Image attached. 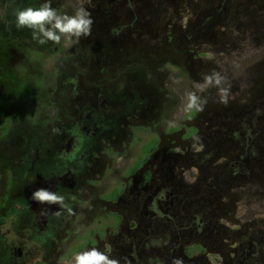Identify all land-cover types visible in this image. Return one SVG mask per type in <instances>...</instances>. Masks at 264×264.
<instances>
[{
	"label": "flooded vegetation",
	"instance_id": "af4514ba",
	"mask_svg": "<svg viewBox=\"0 0 264 264\" xmlns=\"http://www.w3.org/2000/svg\"><path fill=\"white\" fill-rule=\"evenodd\" d=\"M165 1L124 0L128 4L126 9L137 17L132 31L137 35L147 33L150 28L138 27L139 20L140 24H158L161 11L169 12L167 21V15L161 18L166 25L163 29L169 31L168 24L173 22L171 34L178 33L184 44L203 39L216 41L215 35L231 26L229 14L234 0H207L216 5L200 14L202 7L197 0H193L194 7L182 5L185 0H177L172 16L169 7L161 4ZM91 2L90 6L85 5L90 11L93 6L113 8L104 0ZM150 2H155L154 8L149 7ZM145 9L154 16L153 20ZM186 16L190 17L183 25ZM3 32L11 35L6 29ZM22 49L20 44L8 43L6 53L5 49L2 52L7 54L2 63L9 65L14 54L26 57ZM188 53L189 60H193L194 51ZM9 74L0 75V264H26L23 245L8 238L11 205L20 212L22 236L29 230L38 234V264H60V255L67 254L65 249L79 237L82 244L73 245L71 261L75 254L97 247L121 264H173L174 259L182 264H215L209 258L212 253L221 255V264H236L235 259L240 256L243 258L237 264L246 263L245 251L241 253L229 246L228 229L219 221L229 203L220 198L228 194L235 178L244 170L239 164L250 157L232 153V143L250 148L264 130L261 103L240 106L233 102L234 106L214 110L203 119L198 118L197 112L195 132L182 138L185 149L181 155H156L154 149L148 150L140 167L137 160L136 167L131 166L129 173H123L114 156L129 151L134 131L140 126L147 130L144 125L153 113L151 93L139 87L110 92L99 86L88 96L67 92L66 95L72 96L73 106L64 108L63 114L58 113L55 105L57 108L52 112L58 113L56 127L38 128V124L27 119L23 124L10 121L12 118L5 109L11 106V88L18 90L17 96L28 91L21 90L25 87L24 76ZM17 78L24 82L18 87L13 84L18 82L13 81ZM201 143L204 147L197 151ZM224 156L226 166L222 169L214 162ZM190 163L200 170L196 184H188L179 176ZM176 167L177 172L173 170ZM39 188L63 196L71 213L57 204L33 200L32 193ZM97 218V228L89 236L85 239L84 235L78 236L82 225ZM7 226L6 232H2ZM254 239L260 246V239ZM253 246L254 242L249 248L254 251ZM194 247L198 248L195 253L190 251Z\"/></svg>",
	"mask_w": 264,
	"mask_h": 264
},
{
	"label": "rangeland",
	"instance_id": "374dc122",
	"mask_svg": "<svg viewBox=\"0 0 264 264\" xmlns=\"http://www.w3.org/2000/svg\"><path fill=\"white\" fill-rule=\"evenodd\" d=\"M20 1L22 7L19 9H22L27 0H0V7L8 2V10L6 13L2 12L3 17L0 18V31L6 29L12 35L20 30L16 27L15 16L16 11L19 10L16 9L15 4ZM44 2L45 0H38V7ZM104 2L113 8L107 10L102 7L103 5L100 8L93 6L92 34L87 38H82L79 43L62 39L60 44L51 41L43 45L38 44L37 50H33L26 57L14 54L15 58L11 59L9 65L3 66L0 74L7 76L10 73L12 77L24 76L25 87L21 90L28 91L17 96L18 90L15 91L14 87H10L14 92L12 94L10 90L9 93L12 102L11 106H6L5 109L12 118L10 121L23 124L27 119L34 125L38 124V128L56 127L57 114L63 113L64 108L73 106L70 100L72 96L66 95L67 92L88 96L92 95L91 92L96 86L110 92L136 90V87H139L152 94L153 113L151 112L150 120L144 125L147 130L140 126L134 131L135 139L129 151L123 152L122 156L117 154L114 156L119 165H122L121 171L129 173L130 169L136 167L137 160H139L137 167H140L148 150L154 149L156 155L161 153L170 156L181 155L185 149L182 138L195 132L197 112L198 118L203 119L210 116L212 111L234 106V103L240 106L247 103L249 106L253 103H261L264 108L263 0H234L229 14L231 26L225 27L222 34L215 35L216 41L203 39L201 42L187 41L185 44L179 39L178 33L171 34L173 22L171 25L168 24L169 31L163 29L166 25L161 18L167 15V21L169 12L166 14L159 12L158 24L150 22L140 24L139 20L138 27L150 29L147 33L137 35L131 29L135 26L137 17H133L126 9L128 4H125L124 0H104ZM161 4L169 7L172 16L177 0L176 3L175 0H166ZM181 4L194 7L196 2L185 0V4ZM197 4L202 7L199 14L216 5L207 0H197ZM76 5L77 0H51V6L61 13L72 14ZM154 5L155 2L154 4L150 2L149 7L154 8ZM160 10L164 8L161 7ZM188 17L190 16L183 19V25L188 21ZM148 18L150 20L154 18L149 11ZM157 25L161 29H157ZM8 43L5 48L0 45V62H3L7 56L2 52L5 49L6 53ZM189 50L194 51L193 60H189ZM9 68H13L18 73L10 72ZM211 73H218L224 78L222 87H226L228 91L227 104L220 101L218 87H205L204 77ZM13 81L17 82H12L16 86L24 83L19 78ZM199 88L205 89L198 93L203 110H188L186 94ZM2 89H5L4 86ZM7 95H5L6 99H8ZM55 105L59 108V112L53 115L52 111L55 110L52 109L57 108ZM260 134L261 136L256 139V145L250 148L248 146L242 148L235 142L232 143V153L250 154V157H247L246 163L239 164L243 165L244 170L235 178V184L228 190V194L220 198L225 203L228 202L229 207L227 212L219 217V221L228 229L231 237L228 240L229 246L237 248L241 253L245 251L243 255L246 257L244 259L246 263L242 264H264V130ZM236 135L239 137L238 132ZM203 147L201 143L196 150L201 151ZM260 154L262 157H255ZM2 156L3 152H1ZM225 159V156L221 157L214 164L224 167ZM190 164H188L190 167L184 169L179 176L182 175L188 184H196L200 170L194 163ZM173 170L177 172L179 167ZM237 170L235 176L239 172ZM110 173L109 170L108 176ZM10 209L11 230L8 238L11 241L16 240V244L18 241V245H23L25 250L23 262L38 264L36 248L38 234L29 230L27 235L22 236L24 229L20 223V212L14 205H11ZM98 221L97 218L87 225H82L78 236L84 235V239L89 236L91 231L97 228ZM7 229L8 226L3 227L2 232H6ZM253 238L260 239L261 245H257V241ZM253 242L254 251L249 248ZM74 244H82L81 238L72 241L68 249H65L67 254L60 255V264H70L72 257L70 252L73 251ZM190 251L195 253L198 248H191ZM209 256L215 264H221L223 260L218 253ZM242 258L240 256V259H235L236 264Z\"/></svg>",
	"mask_w": 264,
	"mask_h": 264
},
{
	"label": "clouds",
	"instance_id": "9594fccd",
	"mask_svg": "<svg viewBox=\"0 0 264 264\" xmlns=\"http://www.w3.org/2000/svg\"><path fill=\"white\" fill-rule=\"evenodd\" d=\"M91 0H77V5L72 14L61 13L51 6V0H45L39 7H25L16 11V27L28 28L32 31V37L39 44H46L51 41L60 44L62 39L74 40L79 43L82 38H87L92 34V17L89 7ZM224 78L218 73L206 74L204 77L205 87L216 86L219 89L220 101L227 104L228 91L222 87ZM199 88L186 94V108L188 110H203L199 92L204 91ZM33 200L41 204H57L60 208H65L71 213V209L64 201V197L55 191L47 188H39L32 193ZM59 215V212H57ZM71 264H121L119 259L111 258L108 254L97 247L89 248L75 254ZM173 264H182L179 259H174Z\"/></svg>",
	"mask_w": 264,
	"mask_h": 264
},
{
	"label": "trees",
	"instance_id": "16d2710c",
	"mask_svg": "<svg viewBox=\"0 0 264 264\" xmlns=\"http://www.w3.org/2000/svg\"><path fill=\"white\" fill-rule=\"evenodd\" d=\"M12 1H14V0H12ZM7 3H5L3 6L0 7V18L3 17L2 12L6 13V11L8 10ZM24 5H25V7L37 8L38 7V0H27V2L25 1ZM15 6H16L17 10L19 9V7H22L21 1L18 2L17 4H15ZM7 22L9 23L10 20L8 19ZM8 42L18 44V45L20 44L21 48H23L22 49L23 54H26V55L27 54L29 55L30 53H32V50H35V49H33V47L35 45L38 46V44H39L36 40L33 39L32 31L26 27L20 29L18 31L17 35H13V34L12 35H6L3 31H0V45L1 46L3 45V47H4V46H6V44ZM3 66H5V65L2 62H0V70L3 69ZM9 69H10V72L12 71V73H15V71H16V70L14 71L13 68L12 69L9 68ZM16 73H18V72L16 71Z\"/></svg>",
	"mask_w": 264,
	"mask_h": 264
}]
</instances>
